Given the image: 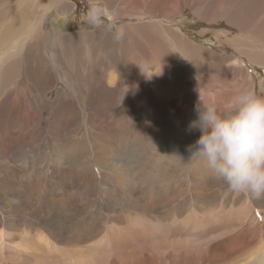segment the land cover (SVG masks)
<instances>
[{
    "label": "rangeland",
    "instance_id": "1",
    "mask_svg": "<svg viewBox=\"0 0 264 264\" xmlns=\"http://www.w3.org/2000/svg\"><path fill=\"white\" fill-rule=\"evenodd\" d=\"M67 1L74 5L69 13L62 15L55 9L52 12L53 23L62 26L67 33L91 31L105 25L117 29L120 25L118 19L109 14L105 0ZM115 1L127 3V0ZM256 1L258 0H253ZM166 2L167 0H160L151 9L152 13H148L166 18L167 4L182 1ZM193 2L203 3L204 0H187L181 10L174 11V20L183 28V34L189 40L204 48H212L213 52L205 55L202 49L196 50L198 54L195 55L193 49L189 51L190 61L202 62L201 68L204 71L186 70V99L181 95H173L169 89L160 96L154 95L155 108L148 110L152 94L127 98L123 104H119V96L108 95L105 87L99 85L92 98L82 99L77 107L61 101L57 105L59 109L53 114V105L45 104L41 107L43 118L38 117L35 112L33 117L29 115L33 119L28 120L26 112L29 108L25 102L37 97L56 99L58 92L70 91L68 84L59 79L57 72L53 70L52 73L57 78L49 88H40L35 83L12 92L10 104L0 110V139L6 149L3 154L0 149V178L3 187L10 192L0 191V212L11 205L9 212L12 216H7V233L18 239L13 241L15 248L0 256V264H264V230L261 228L264 223V196L256 198L249 194L230 192L224 182L217 183V178L201 166H197V170L202 176L199 173V177L193 180L195 182L188 185V171L186 176L180 177L174 169L177 156L173 155L176 154L173 148H176V144L188 147L200 135L199 131H189L188 125L195 119V106L203 88L211 94L206 98L207 103H212L217 108H223L225 103L217 105L216 98L226 102L241 88L249 89L246 81L252 82L251 89L257 95L264 96V64L251 62L243 56L244 68L241 69L237 65L239 61L235 59L238 56L232 52L236 48H228L236 45L239 49H244L249 43H254L247 41L249 37L243 35L246 34L243 30L244 22L231 21L235 26L232 30L229 28V20L220 19V11H216L215 7L220 3L227 9L224 0H213L207 6L214 16L198 15L192 7ZM211 3L216 6L213 8ZM33 4L27 7L22 0H6L0 6V17H8L20 6L23 12L26 10L31 14L42 15L43 10ZM134 5L136 10L126 12L125 15L137 13L134 17H138L146 12L143 0H135ZM237 6L243 7L238 3ZM209 22L210 26L207 25ZM251 25L245 28L250 33L256 29ZM262 29L264 31V26ZM222 34L225 38L221 37ZM47 55L44 52L48 59ZM226 56L235 57L226 60ZM172 67L173 63L169 62L168 68ZM208 67L212 69L207 71ZM32 73L35 77L38 74L49 75L35 69H32ZM201 76L210 78L208 85H202L199 81ZM131 77L138 78L139 75ZM111 105L122 111L113 114ZM125 110L128 111L129 118ZM124 115L127 118L123 120ZM170 117L175 120H170ZM137 122L156 123L163 130L166 136L157 139L156 143L165 148L167 155L173 160L171 162L170 158H166L164 163L151 160V166L156 170L155 184L145 181L144 193L140 191L143 186L140 187L138 183L141 175L135 162L129 157L131 155L138 158L144 153L140 150L144 134L137 130ZM70 123L75 128L79 125L82 133L89 131L105 138L107 142L102 146L107 156H122L130 172L122 168L118 171L117 168L96 167L91 164H82L81 168L70 166L66 159H61L52 166L51 158L55 157L50 153L52 147L35 141V145L40 147L37 163H48L50 167L48 173L40 172L39 167L35 169L30 166L34 161V149L30 147L31 153L25 156L16 149L17 145L24 142L29 146L33 143L28 132H33L34 128L47 133L51 130H64ZM68 145L53 149L60 157L71 155L73 152ZM79 150L74 151V154L83 152L82 148ZM94 151L97 153L101 150L95 148ZM23 157H27L28 162ZM190 169L194 172L195 166L191 165ZM81 170L90 172L82 174ZM124 179L134 182V185L129 184L133 186L130 190L123 185ZM213 193H220V201L211 198ZM138 194L145 199L134 202ZM171 201L174 207L170 209L169 205L166 212L165 205L172 204ZM154 207H158L159 211L148 210ZM243 212L245 214L241 216ZM247 215L249 218L245 220ZM17 260L22 262L18 263Z\"/></svg>",
    "mask_w": 264,
    "mask_h": 264
},
{
    "label": "bare ground",
    "instance_id": "2",
    "mask_svg": "<svg viewBox=\"0 0 264 264\" xmlns=\"http://www.w3.org/2000/svg\"><path fill=\"white\" fill-rule=\"evenodd\" d=\"M5 1L6 0H0V6ZM22 1L24 6L27 7H30L33 4L32 2L39 1L33 5L39 6V9L43 10V14L40 15V13L35 12V14H31L26 10L23 12L22 7L20 6L8 17L4 19H1L0 17V110L5 105L10 104L9 101L11 100L12 92L19 87H29L31 84L36 83L35 85H38L40 88H42V86H46L45 89L49 88L52 82L57 78L53 75V70L57 72L58 78L66 82L70 88V91L64 90L58 92L56 99L37 97V99H31L25 102V105L29 108L26 112L28 113L26 116L28 120H31L35 112L38 117L43 118V108L41 107L45 104L53 105V114L59 109L57 105L61 101L68 102V105L72 104L77 107L80 105L82 99L89 100L88 98H92L99 85L105 87L108 95L119 96V104H123L127 98H134L137 96L143 97L147 94H152L148 101V110H154L155 108L156 98L154 95L160 96L169 89L172 90L173 95H181L183 96V99H186L185 97L188 95L185 87L186 70L204 71V69L201 68L202 62L199 63L196 60L193 62L190 61L189 51L193 49L195 55L198 54V51L196 50L203 49L205 55H211L213 52L212 48H204L201 44L189 40L186 35L183 34V28L175 22L174 11L181 10L182 6L187 4V0H181L182 2L177 4H167L166 18H160L150 14L152 13L151 9L160 0H143V6L146 9V12L138 17H134L137 13L125 15L126 12L136 10L134 5L135 0H127V3L115 0H105V5L109 14L118 19L117 22L120 23L119 27L114 29V26L105 25L95 30H77L73 33H67L61 28L62 26L59 27L57 23L54 24V19L52 17L54 9L58 10L62 15L69 13L74 7L69 1ZM168 1L170 0H167V2ZM211 1L213 0H204L203 3L193 2L192 7L198 15L204 14L205 16H214V13L211 12V8L207 9V6ZM224 1L227 3V9H225L220 3H218V6L211 3V6L213 8L216 6L215 10L220 11V19L230 21L229 28L232 30L235 29V26L231 24V21L242 20L245 24L243 30L246 33L243 35L249 37L247 41L254 42L251 44L249 43L248 47L244 49H239L236 45L229 46L228 48H236V50L232 52L238 56V58L235 56H226V60L235 57V59L239 61L237 65L241 69L244 68L243 56H246L245 59H248L251 62L264 64V31H262V27L264 26V0H258L256 2H253V0H251V2L243 0ZM237 3L241 4L243 7L237 6ZM210 23L211 22L207 25L210 26ZM215 25L217 26V24ZM249 25H251L250 27H256L255 31H252L251 33L247 31L245 28H248ZM221 37L225 38L223 34ZM224 46H226L225 42ZM44 52L48 54V59L44 56ZM154 59L155 63H153ZM218 60H221V58ZM169 62L173 63L172 68H168ZM180 63L184 65L181 66ZM32 69H35L38 72L44 71L49 75L37 73L38 77H35L32 73ZM211 69L212 68L209 67L206 68L207 71ZM136 74L139 75L138 78L131 77ZM199 81L202 82V85H204L203 83H207L208 85L210 78L201 76ZM246 82L249 85V89H251L252 82ZM262 87L264 89V83L262 84ZM199 94L201 98L204 97L203 100L207 103L206 98L211 94L207 92L205 88L202 89V94ZM216 101L217 105L220 103L223 105L225 103V101H221V98H216ZM111 107L114 109L112 112L113 114H116V111H122L115 105H111ZM71 111L72 109H70V112ZM107 111L109 110L107 109ZM125 113L129 118L130 115L127 110H125ZM29 115H32V117L30 118ZM126 116L124 115L122 119H126ZM170 120H175V118L170 117ZM34 124H36V122ZM71 124L72 123L67 124L64 130H51L47 133H42L40 130L34 128L33 132H28L29 138L33 140V143H30L29 146L24 142L21 145H17L16 149L23 156L31 153L30 147L31 149H34V161L31 162L30 166L35 169L39 167L40 172L48 173L50 167H48V163H45V165L37 163L40 147L39 145H35V141H40L42 145L48 144L52 147V152L50 153L55 156L51 158L52 166L58 164L61 159H66L67 165L70 166H79L81 168L82 164H91L96 167L117 168L118 171L122 168L126 172H130L129 167L122 156H116L114 158H109V155L107 156V152L102 146L104 142H107L105 138L97 134L94 135V133L89 131L82 133L79 125L75 128ZM164 124L168 127L166 123ZM135 125L137 130L144 134L142 141L143 146L140 148L144 153L138 158L131 155H129V157L135 162L138 168V173L141 175V179L138 183L140 187L143 186V190L140 189V191H142L141 193H144L146 189L144 186L145 181L152 185L155 184L156 170L151 166V160L156 159L161 163H164L166 158H170L171 162H173V160L172 157L167 155L165 148L160 147L156 143L157 139H162L166 136L163 130L158 128L156 123L150 124L137 122ZM193 131L196 132L197 130ZM76 132H80V134H77ZM60 144H63V146ZM66 145L71 147L73 153L71 155L60 157V154L56 153L54 150L60 149V147H65ZM49 148L50 147H48V149ZM80 148L83 149V152H79V154L75 155L74 151L78 152L80 151ZM95 148H99L101 151L96 153L94 151ZM0 149L2 154L6 151L1 139ZM186 149L187 147L180 146L179 144H176V148H173V151H176V155H179L181 158H186L181 160L180 157L177 156L174 169L180 177L186 176V171H188L186 181H188L187 184L190 185L195 182L193 180H195L198 174L200 173L202 176V173L198 172L197 166H195L194 172H191L190 166L192 163L187 160L190 154L186 153ZM23 158L25 159V162H28L27 157ZM168 164L169 166L171 165V163ZM89 172L90 171H80L82 174H87ZM216 182L220 184L222 181L217 179ZM129 184L134 185V182L132 180L124 179L123 185L127 187L128 190H130V187H133L129 186ZM0 191H5L10 194V192L3 187L1 178ZM139 195L140 194L135 198L136 200H134V202H141L145 199ZM244 195L247 194L244 193ZM220 197V193H213L211 195V198L215 200H219ZM170 203L172 204L165 205V211L169 210V205L170 209L174 207L173 201ZM248 206L254 209L251 204H248ZM10 208L11 205H8L5 210H2L3 214L0 212V256L6 255L7 251L14 247V239H18L8 236L7 233V216H12L9 212L11 210ZM161 208L163 209V207ZM148 210L151 212H158L159 208L154 207ZM262 210H264V206ZM140 211L146 212V210ZM248 212L250 211L248 210ZM244 214L245 212H243L241 216ZM14 216L16 217V215ZM248 218L247 215L244 219L248 220ZM261 228L264 230V223L261 224ZM261 243L263 242L261 241ZM11 262H13V260H11ZM17 262L20 263L22 261L17 260Z\"/></svg>",
    "mask_w": 264,
    "mask_h": 264
},
{
    "label": "clouds",
    "instance_id": "3",
    "mask_svg": "<svg viewBox=\"0 0 264 264\" xmlns=\"http://www.w3.org/2000/svg\"><path fill=\"white\" fill-rule=\"evenodd\" d=\"M195 112L188 130L200 135L187 147V160L204 167L230 192L264 196V96L241 89L217 108L199 94Z\"/></svg>",
    "mask_w": 264,
    "mask_h": 264
}]
</instances>
